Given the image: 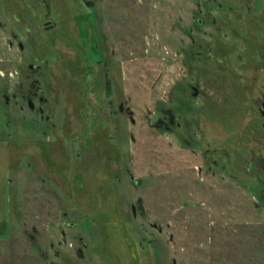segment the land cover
Here are the masks:
<instances>
[{
    "label": "rangeland",
    "instance_id": "rangeland-1",
    "mask_svg": "<svg viewBox=\"0 0 264 264\" xmlns=\"http://www.w3.org/2000/svg\"><path fill=\"white\" fill-rule=\"evenodd\" d=\"M46 1L59 24L34 59L0 28V90L42 96L8 114L0 96V264H264V125L234 102L264 84L243 70L261 63L264 0Z\"/></svg>",
    "mask_w": 264,
    "mask_h": 264
},
{
    "label": "flooded vegetation",
    "instance_id": "flooded-vegetation-1",
    "mask_svg": "<svg viewBox=\"0 0 264 264\" xmlns=\"http://www.w3.org/2000/svg\"><path fill=\"white\" fill-rule=\"evenodd\" d=\"M83 2L84 5H82V8L88 9L92 7V0H81ZM246 8H248L247 10V15L251 18L252 16L250 15L251 10L249 9V7L247 5H245ZM51 5L49 4L48 1L46 0H0V28H3L5 26H8L9 28V32H8V44L12 45L15 44L16 47L19 50L24 49V46H30L32 52L29 54V56L31 58H35V54L33 52V50L35 48L39 47V44L41 42H50V44L53 42V34L55 32H57L56 28L58 27L57 22L59 24V21L55 20L52 17V10H51ZM226 13L229 14V16H231L232 14L234 19H238L237 17L241 18V16L236 15L235 13L237 12H242V11H238V10H223ZM211 15H210V21H209V25L210 27L215 28L218 24L220 26H228L232 29H235V24L236 22L233 21L232 23L230 21H226L224 20V17L222 16V14H220L219 12L216 13L215 10H210ZM87 11L84 12V16H87ZM246 13V12H245ZM253 13V12H252ZM255 13V12H254ZM90 16L86 17L89 18ZM239 20V19H238ZM242 20V18H241ZM257 21H254L253 19H251V22H259V19H256ZM57 21V22H56ZM91 24L90 21H85L84 22V27L85 29L83 31H79V33L81 32L82 36L86 38V41H90V38L94 37L93 39V45H98V47L103 48V45H100L99 42V36L101 34V38H102V32L95 30V32H91L92 28L89 26ZM263 31L264 32V26H263ZM234 32V31H233ZM217 32L215 30H213L210 33V39L213 38V36L216 34ZM236 33V32H234ZM85 34V35H84ZM89 37V38H88ZM88 39V40H87ZM240 40H243V38H240ZM89 42H85V44L87 45ZM255 45H259V51H258V47L255 46L254 50L255 53H257L260 55V65L259 67L256 66H250L251 68H243V70H245V75H247V71L250 73L254 72L256 73V75H251V77H253L255 79V83L257 82V76L258 73L260 76L264 75V58H263V53H264V38H260L258 40V42ZM212 50V49H210ZM214 50V49H213ZM253 50V48H252ZM39 54V53H38ZM224 55V59H225V55H226V50L222 51L220 49H218V47L216 48V50L211 52V55L213 56H219V55ZM40 56V55H39ZM227 56V55H226ZM228 58V56H227ZM103 59V56H102ZM101 60V59H98ZM227 62V61H226ZM28 66L32 67L33 66V62H28ZM227 66H230V62L227 63ZM240 72V71H239ZM261 72V73H260ZM264 77V76H263ZM213 78H215V75L213 76ZM228 79V78H225ZM224 79V81H225ZM236 79L239 80V78H235L233 79V81H236ZM232 80L231 78H229V81ZM231 82V81H230ZM254 83V84H255ZM264 84L261 83L260 86L256 87L255 85H252L250 83V85L244 89V90H240V86L239 88V92L242 93L241 94V98H240V94H239V98L240 100H238V102L241 103H249L251 104V106H254V108L257 109L259 116L261 117V123L262 126L264 125ZM232 86V85H230ZM115 88V87H114ZM23 86L22 84L18 85V88L16 91H10V94L7 90V88H1L0 90V96L2 98L1 103L3 104V112L5 114H8V104L11 102V97L15 99L18 98L21 101V104L18 105V107L20 109H23V104H22V100H26V107H28L29 109L40 111L41 107L39 106V103H35V100H32L31 97H37V99L39 101L42 100V96L38 94L36 89H30L28 88V86H26V92L23 91ZM229 92V91H228ZM249 93H252L253 96H250L249 98ZM228 97L230 98V92L227 94ZM115 97L118 98V102H117V107L118 109L121 110H128L124 107V105L126 104L125 100H119L118 94L117 92H115ZM255 96V97H254ZM234 102H235V98H234ZM122 104V105H121ZM175 124L174 118L170 115L167 119L164 118H158L156 120L155 123H153L152 125L156 126V127H162L164 130L167 131H171L173 126ZM178 124V123H176ZM190 141H186V144H188ZM261 145V144H260ZM206 149H210L209 146L205 147ZM200 149V148H199ZM210 151V150H209ZM202 156L204 157V159L206 160L205 157V152L204 150H202ZM255 161H256V182L258 183L259 187H260V193L264 194V154L261 153V150H259L258 153H256L255 155ZM208 159L210 161L213 162V165L215 166V160L211 158V154L208 155ZM248 167H250L249 165L246 166V171H248ZM198 170L200 171L201 169L198 168ZM33 238V236H32ZM80 239V237L78 238ZM77 252L81 253V248L78 247L77 248Z\"/></svg>",
    "mask_w": 264,
    "mask_h": 264
},
{
    "label": "water",
    "instance_id": "water-1",
    "mask_svg": "<svg viewBox=\"0 0 264 264\" xmlns=\"http://www.w3.org/2000/svg\"><path fill=\"white\" fill-rule=\"evenodd\" d=\"M121 105H122V104H121ZM121 108H122V107H121ZM121 108H120V110H121ZM131 120H133L132 116H131ZM130 177H131V178L133 177V174H132V173H130ZM134 208H135V205L132 204V205H131V209H132L133 212H134Z\"/></svg>",
    "mask_w": 264,
    "mask_h": 264
},
{
    "label": "trees",
    "instance_id": "trees-1",
    "mask_svg": "<svg viewBox=\"0 0 264 264\" xmlns=\"http://www.w3.org/2000/svg\"><path fill=\"white\" fill-rule=\"evenodd\" d=\"M235 102H238V100H235Z\"/></svg>",
    "mask_w": 264,
    "mask_h": 264
}]
</instances>
